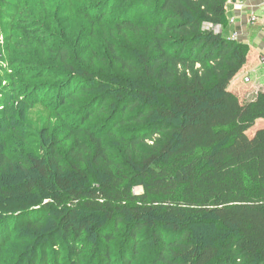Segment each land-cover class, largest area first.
I'll list each match as a JSON object with an SVG mask.
<instances>
[{
    "label": "trees",
    "instance_id": "obj_1",
    "mask_svg": "<svg viewBox=\"0 0 264 264\" xmlns=\"http://www.w3.org/2000/svg\"><path fill=\"white\" fill-rule=\"evenodd\" d=\"M115 2L0 0V130L25 124L0 206L27 211L0 264H264V91L230 89L228 0Z\"/></svg>",
    "mask_w": 264,
    "mask_h": 264
},
{
    "label": "crops",
    "instance_id": "obj_2",
    "mask_svg": "<svg viewBox=\"0 0 264 264\" xmlns=\"http://www.w3.org/2000/svg\"><path fill=\"white\" fill-rule=\"evenodd\" d=\"M228 20L220 28V33L233 40L250 45L247 62L230 85L245 101L254 100L259 91H264V64L259 55L264 52V0H228ZM259 18L252 23L254 15ZM236 35V37H235ZM249 77V80H246Z\"/></svg>",
    "mask_w": 264,
    "mask_h": 264
},
{
    "label": "rangeland",
    "instance_id": "obj_3",
    "mask_svg": "<svg viewBox=\"0 0 264 264\" xmlns=\"http://www.w3.org/2000/svg\"><path fill=\"white\" fill-rule=\"evenodd\" d=\"M46 1V0H25V2L27 3L26 6L30 7L32 5L37 6V4H41V2ZM51 1V0H50ZM53 1H58V0H53ZM129 7H121L122 5L120 4V0H116L115 4H114V9L115 12L116 10L118 11L116 14H120L122 13V15H129L131 17H135V18H140L143 14L145 16L146 13H141L139 11V4L136 3H129ZM89 5V4H87ZM138 6V7H137ZM16 108V109H15ZM13 110H15L14 112V116L12 117V120L10 123H7L4 125V127L0 130V149L6 144V142L8 141V139H10L11 135L14 133L13 130H17L18 127H25L24 124V120H23V115L21 114V107L20 106H16ZM264 125V119H258V121L256 122V125L250 129V133H253L258 127L263 126ZM11 126V127H10ZM5 141V143L3 144L2 142ZM18 176V174H17ZM142 187L141 186H134L133 191L136 193H141L142 192ZM48 200H45V202H47ZM5 201L2 202L1 206H0V218L4 217V215L6 217H10L13 218V221L19 220L20 216L24 215L27 211L25 210L24 212L21 211H15L12 208L8 207V205H12V203L8 202L7 206H3V203ZM5 204V203H4ZM3 206V207H2ZM35 207H37V205H33L30 207L31 210H34ZM7 214V215H6ZM5 218L0 219V237L3 236V222H4ZM202 232L204 233H209L210 229H201Z\"/></svg>",
    "mask_w": 264,
    "mask_h": 264
},
{
    "label": "built area",
    "instance_id": "obj_4",
    "mask_svg": "<svg viewBox=\"0 0 264 264\" xmlns=\"http://www.w3.org/2000/svg\"><path fill=\"white\" fill-rule=\"evenodd\" d=\"M258 18L259 17L256 14L254 16H252V18H251L252 23H255ZM220 26H222V25H218V27H220ZM218 27L215 29L218 32H220V28H218ZM235 37H236V35H235ZM259 60L261 61L262 64H264V52L259 55ZM249 79H250L249 77H246V80H249Z\"/></svg>",
    "mask_w": 264,
    "mask_h": 264
}]
</instances>
